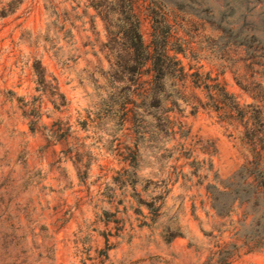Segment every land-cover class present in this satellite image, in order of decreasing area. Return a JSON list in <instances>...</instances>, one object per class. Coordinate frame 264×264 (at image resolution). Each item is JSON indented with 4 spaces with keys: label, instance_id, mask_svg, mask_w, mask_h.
<instances>
[{
    "label": "rangeland",
    "instance_id": "374dc122",
    "mask_svg": "<svg viewBox=\"0 0 264 264\" xmlns=\"http://www.w3.org/2000/svg\"><path fill=\"white\" fill-rule=\"evenodd\" d=\"M93 3L0 0V264H264V0Z\"/></svg>",
    "mask_w": 264,
    "mask_h": 264
},
{
    "label": "trees",
    "instance_id": "16d2710c",
    "mask_svg": "<svg viewBox=\"0 0 264 264\" xmlns=\"http://www.w3.org/2000/svg\"><path fill=\"white\" fill-rule=\"evenodd\" d=\"M118 6L113 8H102L101 4L93 3V6L102 16L104 21L109 20L111 12H117L121 15V24L118 25L120 31V47L121 52L118 54V59L121 61V66L125 69L131 63L130 69L137 72L139 67L143 66L151 59L152 69L156 75L162 72L164 61L168 58L166 54V37L162 36L160 40H154V53L150 56L148 48L143 45L141 34L139 32V21L134 12L132 0H117ZM160 45V48H157ZM113 48V47H112Z\"/></svg>",
    "mask_w": 264,
    "mask_h": 264
}]
</instances>
